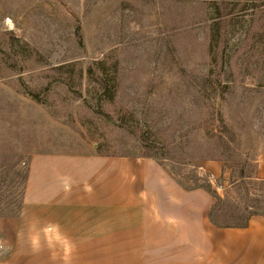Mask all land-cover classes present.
Returning <instances> with one entry per match:
<instances>
[{"label":"rangeland","instance_id":"374dc122","mask_svg":"<svg viewBox=\"0 0 264 264\" xmlns=\"http://www.w3.org/2000/svg\"><path fill=\"white\" fill-rule=\"evenodd\" d=\"M152 152L209 180L216 221L264 215V0H0V257L39 219L47 158Z\"/></svg>","mask_w":264,"mask_h":264},{"label":"crops","instance_id":"0c3cea01","mask_svg":"<svg viewBox=\"0 0 264 264\" xmlns=\"http://www.w3.org/2000/svg\"><path fill=\"white\" fill-rule=\"evenodd\" d=\"M40 188L39 219L11 224L12 252L0 264H82L96 254L81 250L97 248L124 250L119 264H264V215L218 228L212 196L186 190L155 160L49 157Z\"/></svg>","mask_w":264,"mask_h":264},{"label":"trees","instance_id":"16d2710c","mask_svg":"<svg viewBox=\"0 0 264 264\" xmlns=\"http://www.w3.org/2000/svg\"><path fill=\"white\" fill-rule=\"evenodd\" d=\"M153 154H150L148 156H145V158H153L154 160H161L162 158L159 156V154L155 153V152H152ZM204 161H208V160H215V158L213 157H209L207 156L206 158L203 159ZM217 161V160H216ZM247 177H244L242 176L241 177V180H245ZM206 185H199V184H196L194 182L193 186L192 187H187L185 186L184 184L180 183L186 190H196V189H201V190H204L206 191L207 193H209L211 196H213L216 200V203L213 205L211 211H210V214H209V218H210V221L212 222V224H214L215 226H217L218 228H247L248 226V222L249 220L253 217V216H259L261 214H258L257 212H248L247 209H245V211H247L248 213V216L243 218V215H240V216H234L232 217V220L231 221H221V222H218L216 221L215 217H214V214L216 212V210H218L220 207H222L224 205V201L222 199V197L215 191L212 189V185L211 183L208 181L205 182ZM232 186H236L238 183L237 181H232L230 183ZM221 189H223L222 185L221 184H217ZM240 211V210H239Z\"/></svg>","mask_w":264,"mask_h":264}]
</instances>
